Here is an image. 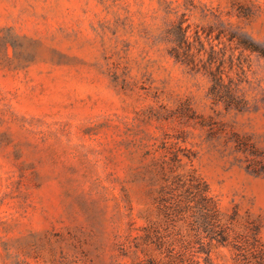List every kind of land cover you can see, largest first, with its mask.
I'll return each instance as SVG.
<instances>
[{"label": "rangeland", "instance_id": "374dc122", "mask_svg": "<svg viewBox=\"0 0 264 264\" xmlns=\"http://www.w3.org/2000/svg\"><path fill=\"white\" fill-rule=\"evenodd\" d=\"M0 264H264V0H0Z\"/></svg>", "mask_w": 264, "mask_h": 264}, {"label": "trees", "instance_id": "16d2710c", "mask_svg": "<svg viewBox=\"0 0 264 264\" xmlns=\"http://www.w3.org/2000/svg\"><path fill=\"white\" fill-rule=\"evenodd\" d=\"M239 43L241 44V42H239ZM175 55H176L177 58H180V56H183L182 53H180V52H175ZM186 60H189V59H186ZM218 85H220L219 81H217V82H215L213 84V86H212V91L213 92H218V90H216L218 88ZM230 98H231V101L234 100L232 96H230Z\"/></svg>", "mask_w": 264, "mask_h": 264}]
</instances>
